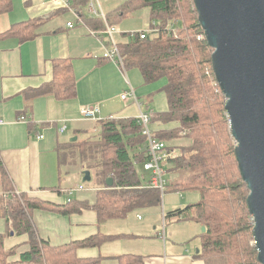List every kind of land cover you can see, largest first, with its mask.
I'll return each mask as SVG.
<instances>
[{
	"label": "trees",
	"instance_id": "16d2710c",
	"mask_svg": "<svg viewBox=\"0 0 264 264\" xmlns=\"http://www.w3.org/2000/svg\"><path fill=\"white\" fill-rule=\"evenodd\" d=\"M74 1L78 7L89 2ZM142 7L149 8L151 27L143 38L141 31H134L127 41L117 42L122 67L138 69L146 83L165 78L162 90L167 109L151 114L150 128L157 127L151 133L160 141L186 138L183 144L167 147L163 165L167 168L165 173L174 176L167 179L173 190L194 191L199 196L196 202L185 207L163 211V222L166 225L190 220L205 228L200 233L201 245L196 254L204 264H259L246 203L248 188L237 166L225 96L215 80L212 48L204 37L193 1L124 0L104 17L112 25L116 19ZM87 21L93 31L100 32L105 27L99 17ZM75 93L70 59H57L52 80L26 90L24 97L29 100L37 95L53 94L65 98ZM170 122L174 125L168 128ZM97 123L100 129L96 139L70 142L62 150L63 155H73L77 143H81L77 153L82 156L85 167L95 171L100 183L108 177L113 179L112 186L99 189L91 206L99 221L123 218L131 211L159 206L162 197L150 185V175L146 176L143 168L142 174L135 168L148 158L146 136L137 118L106 117ZM35 203L38 202H31L24 194H14L0 165V215L11 220L7 223L15 233L26 232L30 244L18 259L9 260L13 248L4 249L5 234H0V264H99L97 258H77L72 251L95 247L106 236L96 234L52 247L38 239L30 223L28 214ZM72 204L70 198L64 206ZM83 207L86 206H73L69 212H79ZM123 257L140 259L132 254Z\"/></svg>",
	"mask_w": 264,
	"mask_h": 264
},
{
	"label": "crops",
	"instance_id": "0c3cea01",
	"mask_svg": "<svg viewBox=\"0 0 264 264\" xmlns=\"http://www.w3.org/2000/svg\"><path fill=\"white\" fill-rule=\"evenodd\" d=\"M90 1L103 14L124 2L89 0L78 7L73 0H0V165L15 192L38 202L30 209L29 220L38 239L52 247L99 234L107 237L99 245L72 253L77 258H97L99 264H204L193 252V246L201 244L194 241L202 232L199 223L172 221L158 226L120 222V218L99 221L91 207L106 184L85 167L77 153L80 144L96 139L100 129L98 120L80 114L81 107L97 105L100 119L136 117L140 110L165 111L167 101L162 90L165 83L143 90L136 68L129 69L137 72L128 73L103 57L108 46L103 42V51L99 43L103 37L93 35L87 21L98 17L89 10ZM57 59H70L75 95L25 99L26 90L52 80ZM128 84L140 107L131 96L121 98ZM22 115L25 120L19 118ZM63 125L65 130L59 132ZM38 134L42 137L37 138ZM75 141L81 143L73 155H63L62 148ZM84 170H89L90 181H82ZM69 197L73 204L64 206ZM77 205L86 207L69 212ZM7 222L11 220L0 215L3 247L6 251L13 248L8 259L16 260L28 251L29 235L15 233ZM127 254L140 259L123 257Z\"/></svg>",
	"mask_w": 264,
	"mask_h": 264
},
{
	"label": "water",
	"instance_id": "95a60500",
	"mask_svg": "<svg viewBox=\"0 0 264 264\" xmlns=\"http://www.w3.org/2000/svg\"><path fill=\"white\" fill-rule=\"evenodd\" d=\"M192 1L212 48V70L225 96L234 154L248 188L257 260L264 264V0ZM83 175V182L90 181L88 170ZM105 184L112 186L113 179Z\"/></svg>",
	"mask_w": 264,
	"mask_h": 264
},
{
	"label": "rangeland",
	"instance_id": "374dc122",
	"mask_svg": "<svg viewBox=\"0 0 264 264\" xmlns=\"http://www.w3.org/2000/svg\"><path fill=\"white\" fill-rule=\"evenodd\" d=\"M107 1H111V0H107ZM149 16H150L149 15V8L148 7H142L140 9L136 10L135 12L130 13L129 15H127L125 17H122L120 19H116L112 23V25L115 28L114 33H113V37L115 39L114 41L115 42L127 41L129 39V34L134 32V31H141V30L148 31L150 29ZM102 37L103 38L99 41V43L102 46L103 51H104L105 46H103V42H105L106 45L108 46V48H110L111 47V40H110V37L107 33H104V35ZM107 42H108V44H107ZM127 69H128V73H130L131 70H132V72H137L135 69H129V68H127ZM140 77H141L142 81L140 79L138 84H140L143 87V90H145L146 88H151V87L155 86L156 84L160 85L161 83H163V84L165 83V78H163V77L159 78L153 82H149V83L144 82L141 74H140ZM165 102H166V98H165ZM153 106L155 107L154 104H153ZM155 111H158V109L155 108ZM173 125H174V123H171V122L167 123L168 128L172 127ZM184 134H185V130L181 132V136H183ZM185 141H186V138L182 137V138L172 139V140L169 139V140L164 141V142L167 146L171 147L174 145L176 146V145L183 144ZM166 152H167V150H166ZM135 168L140 174L146 172V171L144 172L142 170V165L140 163H137ZM165 169H167V168L165 167ZM148 174H149V172L145 173L146 176H148ZM164 176L167 179H171L174 177L173 175L168 174V173H164ZM198 199H199V196L196 192H194V191H183L182 192V191L173 190L171 185L167 181V186L165 188V192L162 195V201H161V204L159 206L147 207L144 209L131 211L126 215V217L120 218V222H129L131 224H141L142 222L145 224L154 223V224L159 226L163 222L162 221L163 220L162 219V212L163 211H168V210L178 208V207H185L186 205H188L190 203L196 202ZM138 215H140V218H138ZM183 221L184 220L179 221V222H183ZM185 221H189V220H185ZM194 241H196L198 244L201 243L200 238L198 239V237H195ZM200 245L201 244H199V246H193V252H195L196 249H199Z\"/></svg>",
	"mask_w": 264,
	"mask_h": 264
},
{
	"label": "built area",
	"instance_id": "2783aa9c",
	"mask_svg": "<svg viewBox=\"0 0 264 264\" xmlns=\"http://www.w3.org/2000/svg\"><path fill=\"white\" fill-rule=\"evenodd\" d=\"M91 9L95 12V8L93 5V2L90 3ZM97 15H100L102 18H104V15L102 12H95ZM68 26H72L70 22L67 23ZM115 28L113 26H110L106 22V30L110 36H112V33L114 32ZM141 37H144V33L141 34ZM200 37V36H199ZM103 56L105 58H108L110 60H113L114 62L120 64L121 66L123 65L122 62V57L119 52V49L115 42L112 40L111 41V47L108 48ZM130 90L127 92H124L121 94L122 99H126L128 94H131L134 99L135 95L133 92L132 87L130 86ZM100 109L97 105H85L81 107L80 109V114L86 118L90 119H96L100 120V118L97 116L99 113ZM23 118V116H21ZM138 120L142 124V133L146 136L147 138V151H148V159L143 163V168L144 170H147L151 173L150 181H151V186L158 188L161 192H163L165 188V178H164V170L162 167V158L164 156L163 152L165 149V145L162 141L156 140L149 128V122H150V115L145 112H140L138 114ZM1 122V121H0ZM65 126H63L60 130H64ZM42 137V135H38V138ZM15 195H19L17 192H15ZM8 192H5L4 196H7ZM70 200V197L67 199V201ZM162 218H163V213H162ZM164 220V218H163Z\"/></svg>",
	"mask_w": 264,
	"mask_h": 264
},
{
	"label": "bare ground",
	"instance_id": "6f19581e",
	"mask_svg": "<svg viewBox=\"0 0 264 264\" xmlns=\"http://www.w3.org/2000/svg\"><path fill=\"white\" fill-rule=\"evenodd\" d=\"M92 1H90V3H91ZM93 5H94V3H93ZM94 10H95V12L96 11H98L99 12V10H97V8L95 7V5H94ZM89 10L91 11V12H93V13H95L92 9H91V5L89 4ZM96 14V13H95ZM97 15V14H96ZM103 15H105V13L103 14ZM99 18H101L102 20H103V23H104V29L102 30V31H100V32H96V31H93L92 30V33H93V35H95V36H97V37H102L103 35H104V33H107V32H105V30H106V20H105V17L104 18H102L100 15H97ZM108 24V23H107ZM68 26V25H67ZM110 26H113V25H110ZM68 27H72V26H68ZM114 27V26H113ZM151 27V26H150ZM150 30V29H149ZM148 30V31H149ZM148 31H144V30H141V33H140V37H141V34L142 33H144V36H145V34L148 32ZM114 33V32H113ZM113 33H112V36H110L108 33V35H109V37H110V40L112 41H114V37H113ZM200 36V35H199ZM198 36V37H199ZM143 38V37H142ZM115 42V41H114ZM108 44V43H107ZM115 44L117 45V42H115ZM107 49H108V47H107ZM106 49V50H107ZM105 50V51H106ZM104 54V53H103ZM104 57V56H103ZM105 58V57H104ZM105 59H107V60H110V59H108V58H105ZM111 61V60H110ZM113 61V60H112ZM128 88H129V90H130V87H129V84H128ZM128 90V91H129ZM125 92H127V91H125ZM133 92H134V90H133ZM124 93V92H123ZM134 95H135V98L136 99H134L133 97H132V95L131 94H128L127 95V97L128 96H131L133 99H134V101L136 102V104L140 107V102L138 101V98H137V96H136V94H135V92H134ZM127 97H126V99H127ZM126 99H123V100H126ZM140 112H144V111H142V110H140L139 111V113ZM138 113V114H139ZM145 113H148V112H145ZM149 115H150V120H151V114L150 113H148ZM23 116V115H22ZM228 116V115H227ZM20 119H26V117L25 116H23V118H21V116L19 117ZM136 118H137V120H138V115L136 116ZM229 118V117H228ZM138 122H139V120H138ZM140 123V122H139ZM141 124V123H140ZM142 125V124H141ZM63 126H65V125H63ZM63 126H61L60 128H59V132H63L64 130H65V128H66V126H65V128H64V130H60ZM149 128H150V122H149ZM150 131H151V128H150ZM38 135H42V134H38ZM38 135H37V138H38ZM41 138V137H40ZM146 140H147V138H146ZM157 140V139H156ZM160 141V140H159ZM163 143H164V145H165V149H164V152H163V154H164V156H163V158H162V167H163V170H164V173H165V169H164V157H165V153H166V149H167V145L165 144V142L164 141H162ZM148 152V151H147ZM148 159V158H147ZM146 159V160H147ZM145 160V161H146ZM144 161V162H145ZM143 162V163H144ZM143 163H142V168H143ZM143 170H144V168H143ZM144 171H146V172H149V171H147V170H144ZM149 175H150V177H151V173L149 172ZM164 178H165V181H166V184H165V188H166V186H167V178L164 176ZM150 185H151V183H150ZM107 186V185H106ZM109 187V186H108ZM153 187V186H152ZM79 188H81V186H79ZM155 188V187H154ZM165 188H164V190H163V192H161L158 188H156V189H158L159 190V192H160V194H161V197H162V195H163V193L165 192ZM70 193L72 192L71 190L69 191Z\"/></svg>",
	"mask_w": 264,
	"mask_h": 264
}]
</instances>
